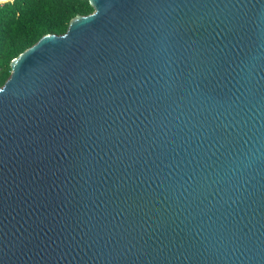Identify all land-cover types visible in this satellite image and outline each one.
<instances>
[{"label":"water","instance_id":"water-1","mask_svg":"<svg viewBox=\"0 0 264 264\" xmlns=\"http://www.w3.org/2000/svg\"><path fill=\"white\" fill-rule=\"evenodd\" d=\"M82 1L0 86V264H264V0Z\"/></svg>","mask_w":264,"mask_h":264},{"label":"trees","instance_id":"trees-1","mask_svg":"<svg viewBox=\"0 0 264 264\" xmlns=\"http://www.w3.org/2000/svg\"><path fill=\"white\" fill-rule=\"evenodd\" d=\"M90 12L82 0H12L0 5V86L12 58L43 35H62L69 19Z\"/></svg>","mask_w":264,"mask_h":264}]
</instances>
